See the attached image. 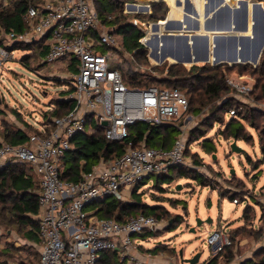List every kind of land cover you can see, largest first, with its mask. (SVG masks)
I'll use <instances>...</instances> for the list:
<instances>
[{"label": "built area", "instance_id": "1", "mask_svg": "<svg viewBox=\"0 0 264 264\" xmlns=\"http://www.w3.org/2000/svg\"><path fill=\"white\" fill-rule=\"evenodd\" d=\"M17 1L0 0V4L12 8ZM159 1L165 2L170 10L179 3L181 22L189 16L199 21L208 17L202 9L208 0H134L135 4L126 2L123 11L147 13ZM24 19L27 26L23 31L0 29L3 39L0 68L14 58V51L8 46L34 44L35 51L45 52V63L66 61L69 71L66 78L72 93L65 98L74 103L67 114L52 120L49 131L43 123L38 124L40 134L29 135L26 145H0V167L27 164L40 181L36 215L40 254L36 264H97L106 252H115L123 264H138L140 258L135 250L143 241L141 235L158 230L163 220L144 214L131 216L124 222L99 219L91 205L107 197L129 201L141 182L166 173L173 166H189L185 154L187 126L179 125V135L171 148L129 143L120 157L111 162L101 160L89 172H82L78 181L62 179V158L72 149L73 138L85 131L89 115L103 128L108 140L123 141L129 138L130 127L137 123H175L188 112V98L178 89L126 84L116 66L122 62L123 44L116 40L113 28L101 21L95 0H34L29 3ZM168 19L169 14L159 23ZM133 23L143 24L138 19ZM153 24L147 25L151 29ZM150 29L140 40L144 46L148 45ZM103 47L105 53L100 52ZM30 52L33 54L34 50ZM225 78L239 101L253 89L254 84L245 75L225 73ZM253 107L264 110V101ZM235 114V110L230 111L231 116ZM207 243L218 253L230 246L232 240L219 228L210 233Z\"/></svg>", "mask_w": 264, "mask_h": 264}, {"label": "rangeland", "instance_id": "2", "mask_svg": "<svg viewBox=\"0 0 264 264\" xmlns=\"http://www.w3.org/2000/svg\"><path fill=\"white\" fill-rule=\"evenodd\" d=\"M229 1L224 0L220 7L230 4ZM127 2L135 4L134 0ZM242 3L243 0H239L234 4V7H241ZM249 7L251 15L254 14L252 6ZM177 9L173 6L170 16L175 11L180 14ZM123 14L128 16L125 20L128 19L127 21L136 28V31L140 29L144 36L150 29L147 24L153 23L148 22L147 16L138 18L136 16L138 14H126L124 11ZM191 18L193 17L189 16L187 22L191 23ZM134 19L140 20L147 25V28L141 29L140 25H134ZM253 20L251 17L248 31H234V34L231 31H226V34L250 37ZM182 23L185 28L189 27L186 19ZM164 25L165 23L161 24L162 30ZM218 29L216 32L211 31V50L213 42L215 43L212 41L214 34L221 33ZM151 31L152 29L149 32V40L154 35ZM115 38L122 42V35L115 34ZM150 43L148 41L147 46L142 44L148 50L147 60L135 56L133 59V54L130 51L122 50V62L117 67L122 66L126 70L130 64L133 71L138 72L144 81L162 80L167 77L168 68L175 65L176 60L170 58L172 62H162L160 59H156L158 49L150 47ZM199 43L200 41H198V45ZM163 47L176 49L175 45L163 44L160 52H163ZM13 51L14 58L5 62L4 66L0 68L1 145L8 143L6 137L19 129L32 134L35 127L42 123L44 115H50V104L56 103L61 97L68 96V91L71 90L69 78H66L69 74L66 61L45 63L43 58L35 59L33 57L24 63L21 58L31 52L21 49ZM220 57L210 53L208 61L200 60L194 62L193 65L210 64L214 66L213 63H222L219 65L233 63L228 58L224 60ZM234 63H239L238 66L244 65L241 59ZM250 64L251 68L258 65ZM178 65L186 69L192 67V64L188 63H179ZM248 72L249 74L245 76L248 80L251 79V83L254 84L256 80L251 76L250 68ZM234 73L241 75L238 72ZM182 92L185 94L184 91ZM229 95L234 96L230 92ZM240 100L241 109L243 107L244 111L253 107L255 103L259 104L251 96V92L242 95ZM219 103L217 100L203 106L200 110L189 111L175 123L177 125L185 124L188 134L195 127L205 129L206 117ZM257 109L264 111L262 108ZM233 120L237 121L238 119L230 116L224 117L222 124L224 126ZM262 120L259 117L257 123ZM244 126L245 131L254 136V140L251 143L237 140V146L243 151L241 153L232 151L231 145L234 142V136L221 132V126L218 124L207 132V137L211 138L216 145V153H205L201 145L202 139L194 140L189 145L186 154L188 168L198 170L209 180V184L203 185L197 180L175 177L171 181L160 184L161 190L155 186L156 183L153 185L156 180L155 176L140 184L138 193L141 195L142 203L161 205L164 209L162 216L158 218L163 220L161 227L155 231V235L143 239L140 244L142 247L135 250L140 258V264H189L182 261L181 250L183 259H189L195 254L201 253L199 264H203L217 255L208 245L207 239L212 231L219 228H222L228 235L230 234L234 238L235 244L231 252L228 253L229 257L220 258L218 264H240L241 260L253 257L256 260L259 259V256H255V254L264 247V152L260 148L259 132L252 128L250 122L245 123ZM194 160H202V164H195ZM235 198L238 200L237 204L233 203ZM130 201H133V197L130 198ZM7 207L8 204L0 202V264H36L39 259V251L25 238V231L29 228L22 227L18 220L8 212ZM198 220L203 222L202 225H197ZM208 220H212V223H206ZM157 247L160 250L155 251Z\"/></svg>", "mask_w": 264, "mask_h": 264}, {"label": "trees", "instance_id": "3", "mask_svg": "<svg viewBox=\"0 0 264 264\" xmlns=\"http://www.w3.org/2000/svg\"><path fill=\"white\" fill-rule=\"evenodd\" d=\"M128 0H95L96 10L103 23L113 28L114 32L122 35L123 48L130 51L136 58H143L147 60L148 50L139 40L144 36V33L133 27L129 21L125 20L128 16L123 14L124 4ZM250 2H264V0H249ZM34 0H18L14 7L4 8L0 4V29L7 31H23L26 28V21L24 14L29 3ZM169 13V7L165 2H154L150 8V12L136 15L138 18L147 16L148 22L157 23L165 20ZM116 17H114L115 15ZM111 17V18H109ZM3 39L0 37V44ZM10 51L13 50H35L34 44L13 43L8 46ZM100 52L105 53L106 48H101ZM122 53V52H121ZM42 59L45 57L43 50H36L33 54L25 55L21 61L27 63L31 58ZM141 60V59H139ZM166 62V61H165ZM128 64V63H127ZM176 63L168 68L167 77L162 80L151 79L144 81L141 75L133 71L130 64L124 70L122 66L120 69L124 75L125 82L130 87H148L154 83L155 86L178 89L184 91L188 95L189 111L200 110L203 106L211 104L219 100V105L216 106L212 113L206 117L204 123L205 129L194 128L189 131L185 154L189 145L194 140L202 139V148L207 154L216 153V145L211 138L207 137V132L218 124L221 126L220 131L228 133L230 136L237 137V140H242L251 143L254 136L245 131V123H252V128L259 132L258 138L260 148L264 152V111L255 107H249L246 111L241 109V103L233 95V90L228 86L225 78V73L232 74L238 72L241 75L249 74L255 78V83L251 91V96L257 102L264 101V50L262 52L260 61L257 66L251 68L250 63L238 66L232 65H210L203 66L192 65L190 69L183 68ZM120 64H117L118 66ZM72 93V89L68 91ZM183 93V92H182ZM54 104V108L50 110V115L45 114L42 123L49 131L52 127V120L56 117H62L67 114L74 106L71 100L60 98ZM235 110V115H230V111ZM234 117L238 119L233 120L229 124L223 126L224 117ZM263 120L257 123L258 118ZM179 125L176 123L153 125L149 123H137L130 127L129 138L123 141H111L104 135V130L100 127L94 117H87V125L84 132L78 134L73 138V147L62 158L61 172L62 179L68 181H78L81 179L82 172H89L101 160L111 162L117 157H120L126 150L129 143L133 146L146 147H162L171 148L179 135ZM30 127V126H29ZM32 134H40L39 127H35ZM23 129L11 132L6 141L14 146L26 145L29 135ZM191 136V137H190ZM191 138V140H190ZM1 145V144H0ZM195 164H202V160H194ZM156 180V187L162 190L160 184L171 181L175 177L197 180L203 185L209 184V180L194 168L188 166H173L168 172L154 175ZM142 184V182L140 183ZM140 184L137 185L132 196L133 201H121L114 197H107L103 200L94 202L91 208L95 210V216L99 219H115L119 222L126 221L131 216L140 214L152 215L159 218L163 214V207L161 205H148L142 203L141 195L138 193ZM40 181L32 173L30 166L23 163H10L0 167V202L8 204V212H10L20 223L22 227H28L25 231V238L32 243V245H40L38 236V223L36 215L38 214V199L40 193ZM236 199V198H235ZM155 231H146L141 235L142 240L147 237H152ZM155 235V234H154ZM232 244L224 247L214 257L203 264H218L220 258L229 257L234 247V238L229 234ZM139 247H142L141 245ZM160 250L159 247L155 251ZM174 251L173 248H171ZM255 256L259 259L248 258L240 261V264H264V247L258 251ZM97 264H123L115 252H106L101 255Z\"/></svg>", "mask_w": 264, "mask_h": 264}, {"label": "water", "instance_id": "4", "mask_svg": "<svg viewBox=\"0 0 264 264\" xmlns=\"http://www.w3.org/2000/svg\"><path fill=\"white\" fill-rule=\"evenodd\" d=\"M145 1V0H144ZM224 0H218L217 9L213 8L211 12H213V17H219L222 13L226 12L228 14V19L224 25L221 27H218L219 31H231V32H246L248 31V23H249V0H243V12L240 19L241 24L238 22L234 24L233 26V20H232V14L236 13L237 8L240 7H233L236 3V0H230V4L228 3L226 6L220 7L221 4H223ZM254 7L259 6L261 9L260 18L256 21V23L253 25L252 29V39H251V45H247L243 47V43L246 41H250L248 37L244 36H236V35H228V34H214L213 39L215 40V43L213 42V49H210V40L209 36H205V47L203 50H201L200 54V48H198V41L202 38L200 35L192 34V35H183L182 33H162L161 32V23L157 22L154 23L151 27L152 31L151 33L154 34V37L158 40V42L161 40L164 45H175L176 49H165L163 47V53L164 56L171 55L177 63H192L197 61H208L210 53H213L215 56L220 57V59H223V57L227 56L228 60L232 64H239L234 63L237 62L238 54L241 57V60L243 64L246 63H252V64H258L259 59L261 57L262 51L264 49V8L257 3H253ZM171 14V12H170ZM179 22H180V30L183 31H189V28H185L183 26L184 21H180L182 18V13L179 14ZM170 17V15H169ZM169 19L165 22V29H169ZM141 29H144L145 26L143 24L140 25ZM200 28V24L197 23L196 30ZM208 30L215 31L216 29L213 26H207ZM229 39L233 41V47H230L229 52L225 54L223 51V46L226 42V39ZM239 45H241L242 49L239 51ZM240 47V48H241ZM211 50V51H210ZM225 60V59H224ZM215 65H218L220 63H214ZM222 64V63H221ZM231 64V65H232ZM231 149L233 152L241 153L243 152L242 149L237 146V137H234V142L231 145ZM202 221L197 222V225H202ZM206 223H212V220L206 221ZM180 257L182 261H185L189 264H199L201 253L195 254L192 258L189 259H183V251H180Z\"/></svg>", "mask_w": 264, "mask_h": 264}, {"label": "crops", "instance_id": "5", "mask_svg": "<svg viewBox=\"0 0 264 264\" xmlns=\"http://www.w3.org/2000/svg\"><path fill=\"white\" fill-rule=\"evenodd\" d=\"M197 3V2H196ZM217 4H218V0H208L207 4L205 7H202V9L205 11V16L207 17V19L204 21L203 18H201V20H196L194 18H191V23L190 22H187L189 17L187 18H184L186 19V23H188V26L191 28L189 29V31H183V30H180L179 27H180V22H179V13H177L175 11V13L173 15H171L169 17V29H161V32L162 33H182L183 35H192V34H196V35H200L202 36V38L199 40L201 42L200 45H198V48H200V50H203L204 47H205V36H209V42H210V49H211V39H210V36H211V30H208L207 29V26H213L215 27V29H218V27H221L222 25H224L228 19V14L226 12L222 13L219 17H216L214 18L213 17V12L212 9L215 8L217 9ZM253 2L250 3V5L252 6V9H253V12L254 14L251 15V9L249 7V11H250V15H249V23H248V28H250V18L253 17V24H252V29H253V25L256 23V21L260 18V14H261V9L259 8V6L257 7H254V5H252ZM258 4V3H257ZM198 5V4H197ZM249 5V6H250ZM261 5V4H260ZM177 6V5H176ZM178 11L180 12V4L178 3ZM234 7V6H233ZM263 7V6H262ZM170 10V9H169ZM172 11V9L170 10V12ZM236 13H233L232 14V20L234 21V23H240V19H241V16H242V12H243V5H241V7L237 10ZM170 12L168 13L170 15ZM209 14V15H208ZM197 23L200 24V28L198 30H196V26H197ZM162 24V23H161ZM188 27V28H189ZM238 36V35H236ZM252 35H250V37L248 36V38L250 39V41H246L244 42L242 45L243 46H247V45H251V39H252ZM151 42V43H150ZM149 45L150 47H157L158 49V54L157 55V58L156 59H160L162 62H165V61H170V58H173L171 55H166L164 56V53L163 52H160L161 51V47L163 46V42L160 40L158 42V40L154 37V35H152V39L149 40ZM241 45H239L240 47ZM230 47H233V41L229 40L228 38L226 39V42L224 44V46L222 47L223 48V51L225 54H227L229 52V49ZM238 47V48H239ZM171 49H175V48H171ZM174 59V58H173ZM161 62V63H162ZM177 63V62H176ZM185 64V63H184ZM188 64H192V63H188ZM214 64V63H213ZM193 65V64H192ZM62 98V97H61ZM65 98V97H63ZM54 108V104H50V107H49V111L52 110ZM142 244V243H141ZM34 247L39 251V254H40V245H37V244H34Z\"/></svg>", "mask_w": 264, "mask_h": 264}, {"label": "bare ground", "instance_id": "6", "mask_svg": "<svg viewBox=\"0 0 264 264\" xmlns=\"http://www.w3.org/2000/svg\"><path fill=\"white\" fill-rule=\"evenodd\" d=\"M170 1H172V0H170ZM174 6V5H173ZM175 7H177V6H175ZM178 8V7H177ZM176 10V9H175ZM178 10V9H177ZM234 24V23H233ZM217 34H226V31H221V33H217ZM232 34H234V32L232 33ZM212 41H215L213 38H212ZM201 44V42L199 43V45ZM241 47V46H240ZM239 47V51L242 49V47L240 48ZM201 51V50H200ZM200 51H199V54H200ZM228 57L227 56H225V58H223V59H227ZM241 59V57H240V55L238 54V58H237V60H240Z\"/></svg>", "mask_w": 264, "mask_h": 264}]
</instances>
